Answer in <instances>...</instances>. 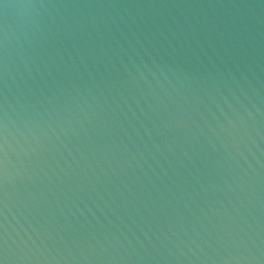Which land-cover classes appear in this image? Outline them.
I'll return each instance as SVG.
<instances>
[{"label":"water","instance_id":"water-1","mask_svg":"<svg viewBox=\"0 0 264 264\" xmlns=\"http://www.w3.org/2000/svg\"><path fill=\"white\" fill-rule=\"evenodd\" d=\"M0 264H264V0H0Z\"/></svg>","mask_w":264,"mask_h":264}]
</instances>
